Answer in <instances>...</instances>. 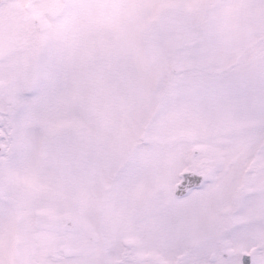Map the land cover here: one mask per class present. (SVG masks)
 <instances>
[{
    "label": "snow or ice",
    "instance_id": "snow-or-ice-1",
    "mask_svg": "<svg viewBox=\"0 0 264 264\" xmlns=\"http://www.w3.org/2000/svg\"><path fill=\"white\" fill-rule=\"evenodd\" d=\"M0 264H264V0H0Z\"/></svg>",
    "mask_w": 264,
    "mask_h": 264
}]
</instances>
